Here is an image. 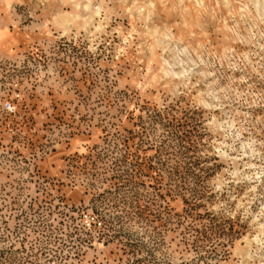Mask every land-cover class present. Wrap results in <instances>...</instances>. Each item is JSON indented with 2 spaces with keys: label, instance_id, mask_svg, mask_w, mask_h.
<instances>
[{
  "label": "rangeland",
  "instance_id": "obj_1",
  "mask_svg": "<svg viewBox=\"0 0 264 264\" xmlns=\"http://www.w3.org/2000/svg\"><path fill=\"white\" fill-rule=\"evenodd\" d=\"M0 264H264V0H0Z\"/></svg>",
  "mask_w": 264,
  "mask_h": 264
}]
</instances>
